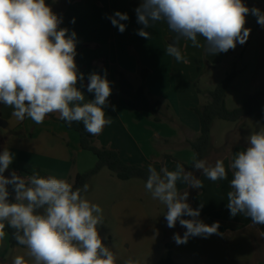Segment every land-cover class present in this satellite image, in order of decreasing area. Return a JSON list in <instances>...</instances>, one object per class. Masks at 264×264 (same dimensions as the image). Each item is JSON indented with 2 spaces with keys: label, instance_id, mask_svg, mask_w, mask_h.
Returning <instances> with one entry per match:
<instances>
[{
  "label": "crops",
  "instance_id": "1",
  "mask_svg": "<svg viewBox=\"0 0 264 264\" xmlns=\"http://www.w3.org/2000/svg\"><path fill=\"white\" fill-rule=\"evenodd\" d=\"M53 2L57 8L61 6L57 0ZM60 9L64 12L60 15L63 18L60 27L77 34L75 60L79 71L85 76L82 82L85 87L81 88L85 100L94 99V94L86 89L89 73L95 71L103 75L106 70L107 79L111 82L112 94L105 111L112 123L96 135L97 146L118 151L125 163L145 170L149 164L157 171L164 165L169 170H175L177 163L184 168L191 165L195 152L190 144L199 138L201 131L200 118L195 110L210 102V92L226 78L230 64L238 62L234 59L239 55L244 57L249 39L239 48L229 50L230 53L210 55L205 48H194L190 41L181 38L178 46L187 63L177 62L166 51L176 34L163 21L145 29L151 34L149 39H145L136 34V30L143 27L137 23L136 15L122 21L127 25L123 33L111 24L107 17L114 10L108 0H74ZM73 18L75 23L71 22ZM253 29L259 42V60L262 63L264 27L257 24ZM252 37L250 33L249 38ZM198 39L205 43L201 37ZM141 68L150 71L146 82L150 100L170 108L168 117L161 122H156L152 114L132 111L119 89L118 72L125 74L138 89L142 85L139 75ZM220 69L223 71L221 77ZM255 85L259 92L252 96L258 98L264 107V65L256 74ZM230 89L226 105L234 110L236 107L231 108L229 103L240 101ZM12 112L7 125L2 123L0 113V152L8 148L14 153L6 176L15 171L27 179L35 169L43 177L55 176L73 185L78 175L95 168L97 158L83 150L79 134L63 125L59 113L49 114L42 124H36L27 117L18 120ZM250 118L229 123L226 131L222 128L225 126L217 121L212 125L211 143L204 159L213 164L217 159L223 160L228 172L226 180L213 182L195 170L194 175L202 181L203 188L193 189L178 183L180 191H188V203L192 208L203 204L198 219L208 225L219 222L220 235L192 237L186 244L177 245L173 234L182 236L186 229L179 223L174 228L167 227L164 217L166 206L154 200L144 184H134L139 183L135 182L138 179L122 181L125 186L114 182L115 189L109 195L113 201L108 212L102 213L103 224L98 227L100 234L106 237L103 240L104 243L108 242L106 246L115 255L120 252V255H116L117 264H123L129 258L138 264H158L169 252L177 264H260L264 261V225L253 224L251 218L243 214L233 217L226 207L232 179V170L228 165L236 152L248 146L236 142L239 140L236 135L244 138L243 133ZM216 129H222L219 142L214 135ZM230 136L237 137V140L230 144ZM89 181L88 186L94 183ZM107 183L99 182L102 186ZM9 188L12 191L11 186ZM16 256H23L26 264H33L28 249L25 246L12 249L6 233L4 241L0 242V264H12Z\"/></svg>",
  "mask_w": 264,
  "mask_h": 264
},
{
  "label": "clouds",
  "instance_id": "2",
  "mask_svg": "<svg viewBox=\"0 0 264 264\" xmlns=\"http://www.w3.org/2000/svg\"><path fill=\"white\" fill-rule=\"evenodd\" d=\"M134 11L143 26L136 34L145 39L151 36L145 29L160 21L167 24L176 34L167 54L184 63L187 60L178 46L181 38L215 55L246 43L251 32L245 27L249 14L264 27V12L249 8L243 0H141ZM107 18L119 32L126 30L122 21L129 19L127 13L115 11ZM62 22L46 0H0V103L12 107L18 120L27 117L42 124L49 114L59 113L69 125L82 122L89 134L99 135L112 123L105 111L111 82L106 70L103 75L89 73L86 89L94 99L85 100L81 91L85 76L75 60L77 34L61 28ZM246 142L248 146L236 152L228 165L232 179L226 207L233 217L243 214L253 224L264 225V127L246 137ZM13 160L14 153L8 148L0 152V242L6 237L7 225L16 243L28 249L33 264H117L116 255L103 242L106 237L100 235L102 208L84 198L80 188L74 190L71 183L55 176L43 177L35 169L27 179L15 171L5 176ZM192 168L213 182L228 178L221 159L213 164L194 158ZM147 171L145 188L166 206L167 227L179 223L186 229L182 236L173 234L177 245L192 237L220 235L219 222L208 225L198 219L203 204L192 208L188 191L178 189V183L203 188L193 171H186L180 163L175 170L164 165L159 171L149 164ZM9 186L14 200L9 199ZM87 190L85 184L83 191ZM12 264H26V260L16 256ZM123 264L138 262L129 258Z\"/></svg>",
  "mask_w": 264,
  "mask_h": 264
},
{
  "label": "trees",
  "instance_id": "3",
  "mask_svg": "<svg viewBox=\"0 0 264 264\" xmlns=\"http://www.w3.org/2000/svg\"><path fill=\"white\" fill-rule=\"evenodd\" d=\"M46 2L59 16L64 13L62 9L56 7L52 0H46ZM139 75L142 80V85L137 89L125 74L118 72L119 89L124 95L126 105L134 112L152 114L155 116L156 122H161L163 118L168 117L170 108L168 106H164L161 102H153L150 100L146 87V82L149 78L150 71L146 68H141ZM236 78V72L228 74L226 78L220 82L212 92H210V102L207 105L195 110L200 118L201 123L199 138L190 144L193 151L195 152V159H204L205 153L211 143L212 125L216 119L228 123H238L248 117H256L262 123H264V111L262 109V104L256 97H250L245 105H243L241 108L234 110L227 108V94ZM60 121L68 130L78 133L83 150L92 153L97 158V164L95 168L86 174L78 175L73 184L74 190L76 188H80L82 190L81 194L83 197L85 194V191H83V186L87 184L92 177L98 175L104 169H109L115 173L118 179L121 181L147 179V170L125 163L118 151L98 147L96 144V135L89 134L84 129L82 122H73L71 125H69L67 122L61 119ZM185 169L187 171H195L192 168V164L186 165ZM9 192V199L14 200V194L10 188ZM4 231L9 235L10 246L12 249L23 247L18 245L12 238L13 230L8 228L7 225ZM158 264L177 263L175 262L172 253L169 252L168 255ZM260 264H264V261H262Z\"/></svg>",
  "mask_w": 264,
  "mask_h": 264
},
{
  "label": "rangeland",
  "instance_id": "4",
  "mask_svg": "<svg viewBox=\"0 0 264 264\" xmlns=\"http://www.w3.org/2000/svg\"><path fill=\"white\" fill-rule=\"evenodd\" d=\"M53 1H56V0H53ZM57 1L61 5L59 8H63L65 6H68V4H70L74 0H57ZM108 1H110L111 5L113 6L114 12L115 11L125 12L128 14L129 17L136 15L134 9L138 7L141 2V0H108ZM243 2L249 8H252L255 6V7H258L261 11L264 7V0H243ZM103 3L104 2H102V4ZM246 20H247V23L245 27L251 29L250 33L253 34V37L248 38L250 41V44L245 52L244 57L242 58V55L237 56L234 60L235 61L237 60L238 62H236L235 64L231 63L230 67L227 70L229 72L228 74H231L234 72L237 73V79L235 80L230 90L233 96H236L237 100L240 102L237 103V102L231 101L229 103V106L231 108L236 107L235 109H237L238 105H240L239 108H241L243 105H245V103L248 101L250 97H253L252 95H256V93L259 92L257 90L259 88H257V86L255 85L256 74L259 71L260 66L264 65V62L261 63V61L259 60L260 46H259V42L257 41V37L253 29V27L258 24L256 22V17L249 14L246 17ZM201 38L204 40L203 37ZM240 46H241L240 44H237L236 47L239 48ZM229 59L231 60L232 57ZM220 70H221V74L219 77H221V75L223 74L222 69ZM134 83L138 85L136 81ZM262 109L264 111V107H262ZM215 121H217L218 124H221V126H225V127H222V128H225V131L229 129L228 122L221 121L218 119H216ZM262 127H264V123H262L256 117H251L246 124V129L244 130V133H243L244 138H242L239 135H236L239 138V140L236 141L237 137H233L234 135L230 136L231 138L230 144H231V141L234 140V142L236 141V142L244 143L245 145H247L245 138L248 137L251 133L259 131ZM220 130L222 129H216V132L214 133L217 142H219L221 139L220 133H222V131ZM89 182H94V183L88 186V190L85 192L86 199H88L91 203L98 204L103 210L102 213L108 212V209L111 206V203L113 201L111 200V196L109 195L111 191L115 189L116 185H114V182H117L115 183L117 185L119 184V185L125 186L124 183H122V181L118 179L116 174L110 171L109 169H104L101 175L90 180ZM99 182H108V183L105 184L106 186H102L99 184ZM135 182H139V183H134V184H144V187H145L146 180L143 182L142 179H138V181H135ZM124 188H127V187H124ZM100 235L102 238H105V235L103 234H100ZM107 243L108 242H106L105 245H107ZM116 255H120V252L116 253Z\"/></svg>",
  "mask_w": 264,
  "mask_h": 264
},
{
  "label": "water",
  "instance_id": "5",
  "mask_svg": "<svg viewBox=\"0 0 264 264\" xmlns=\"http://www.w3.org/2000/svg\"><path fill=\"white\" fill-rule=\"evenodd\" d=\"M12 110H13L12 107L3 104V109L1 110V112H2V123L4 125H7V122L11 117Z\"/></svg>",
  "mask_w": 264,
  "mask_h": 264
},
{
  "label": "built area",
  "instance_id": "6",
  "mask_svg": "<svg viewBox=\"0 0 264 264\" xmlns=\"http://www.w3.org/2000/svg\"><path fill=\"white\" fill-rule=\"evenodd\" d=\"M2 103H0V113H1Z\"/></svg>",
  "mask_w": 264,
  "mask_h": 264
}]
</instances>
